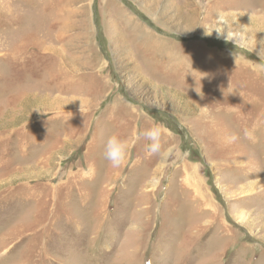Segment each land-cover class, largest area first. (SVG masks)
<instances>
[{"label":"rangeland","instance_id":"obj_1","mask_svg":"<svg viewBox=\"0 0 264 264\" xmlns=\"http://www.w3.org/2000/svg\"><path fill=\"white\" fill-rule=\"evenodd\" d=\"M257 65L264 0H0V264H264Z\"/></svg>","mask_w":264,"mask_h":264},{"label":"clouds","instance_id":"obj_2","mask_svg":"<svg viewBox=\"0 0 264 264\" xmlns=\"http://www.w3.org/2000/svg\"><path fill=\"white\" fill-rule=\"evenodd\" d=\"M220 23L223 24L225 23V21L221 20ZM212 32L210 34H207L205 32L204 34L206 36H211ZM215 32L217 33L218 38L223 34L222 31L215 30ZM224 38L226 39V37ZM257 70L264 71V65H257ZM255 131V127H245L243 129V138L247 141L255 142ZM161 136L162 126L153 124L148 129L138 132L136 135V139H140L141 137H143L144 139L150 141V143L145 146V149L146 154L151 156L161 151ZM238 139H240V136L231 134L225 137V143L232 144L235 143ZM127 149V143L113 134L110 135L106 141L103 150V157L112 167L118 168L125 160Z\"/></svg>","mask_w":264,"mask_h":264}]
</instances>
